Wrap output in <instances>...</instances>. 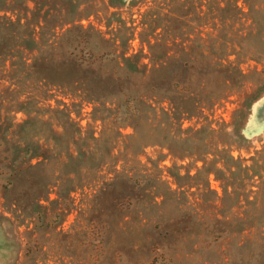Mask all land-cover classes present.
Returning <instances> with one entry per match:
<instances>
[{
    "label": "rangeland",
    "instance_id": "rangeland-1",
    "mask_svg": "<svg viewBox=\"0 0 264 264\" xmlns=\"http://www.w3.org/2000/svg\"><path fill=\"white\" fill-rule=\"evenodd\" d=\"M40 1L33 20L46 19L37 28L45 37L63 15L78 14L84 27L124 32L120 22L136 24L153 0ZM238 6L234 24L214 34L237 49L245 76L230 97L180 122L182 129L206 128L200 136L211 140L170 141L171 154L148 139L154 133L145 123L136 135L131 125L121 127L117 165L139 168L133 180L145 181L143 188L127 187L123 176L99 187L110 176L108 166L95 177L109 147L90 104L80 110L83 134L76 132L72 143L69 131L36 143L40 123L24 109L11 112L16 125L1 126L12 139L0 155L29 165L20 175L10 166L0 173V264H264V170L257 174L264 169V0ZM8 107L0 103L10 122ZM92 131L99 139L90 138ZM218 141L225 143L222 154L199 158ZM76 147H84L77 157ZM82 181L90 184L78 186Z\"/></svg>",
    "mask_w": 264,
    "mask_h": 264
},
{
    "label": "trees",
    "instance_id": "trees-1",
    "mask_svg": "<svg viewBox=\"0 0 264 264\" xmlns=\"http://www.w3.org/2000/svg\"><path fill=\"white\" fill-rule=\"evenodd\" d=\"M40 3L0 0V103L10 106V122L8 113L0 114L1 130L5 123L16 125L11 112L24 109L27 118L37 120L44 129L42 137H34L36 143L39 138L58 141L66 131L72 143L76 132L83 134L80 110L90 104L92 122H100V135L109 147L95 170L99 178L102 170L111 166L109 179L99 187L111 185L118 176L126 178L127 187L147 185L133 180L139 168L131 171L127 163L117 165L114 152L124 125H131L136 135L145 123L154 133L148 139L171 154L175 152L170 141L211 140L200 136L206 128L182 129L180 122L230 97L235 83L245 76L237 49L215 35L219 27L233 25L242 13L238 0H153L139 13L136 24L128 27L120 22L124 32L119 27L110 29L109 35L95 26L77 23L80 14L63 15L45 37L37 35V28L46 19L33 20ZM226 11L228 15H224ZM134 39L140 42L137 48L130 44ZM1 130L0 146L12 139L7 129ZM91 135L92 140L99 139L93 131ZM224 145L218 141L213 152L197 155L202 159L212 153L220 155L223 151L218 147ZM83 148L76 147V157ZM19 159L0 155V173L10 166L13 176L20 175L29 161ZM87 184L90 181L78 186Z\"/></svg>",
    "mask_w": 264,
    "mask_h": 264
}]
</instances>
